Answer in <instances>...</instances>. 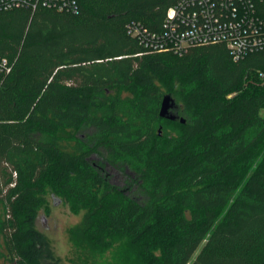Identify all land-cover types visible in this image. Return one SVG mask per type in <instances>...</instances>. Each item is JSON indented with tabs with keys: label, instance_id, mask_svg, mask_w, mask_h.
<instances>
[{
	"label": "trees",
	"instance_id": "trees-1",
	"mask_svg": "<svg viewBox=\"0 0 264 264\" xmlns=\"http://www.w3.org/2000/svg\"><path fill=\"white\" fill-rule=\"evenodd\" d=\"M78 1L0 14V260L60 264L36 224L52 194L85 211L86 262L264 264V51L149 52L127 24L158 32L178 0Z\"/></svg>",
	"mask_w": 264,
	"mask_h": 264
},
{
	"label": "built area",
	"instance_id": "built-area-1",
	"mask_svg": "<svg viewBox=\"0 0 264 264\" xmlns=\"http://www.w3.org/2000/svg\"><path fill=\"white\" fill-rule=\"evenodd\" d=\"M20 8L80 12L78 0H0V14ZM127 29L149 52L181 55L191 46L224 43L238 61L264 51V0H178L168 8L160 31L135 20ZM11 69L12 63L0 56V72ZM258 72L264 79V67Z\"/></svg>",
	"mask_w": 264,
	"mask_h": 264
},
{
	"label": "rangeland",
	"instance_id": "rangeland-1",
	"mask_svg": "<svg viewBox=\"0 0 264 264\" xmlns=\"http://www.w3.org/2000/svg\"><path fill=\"white\" fill-rule=\"evenodd\" d=\"M110 178L115 184H124V178L116 168L107 166ZM47 205L43 207L37 218V228L42 231L49 239L56 257L60 264H107L109 254L105 257H94L87 253V262L85 254L77 252L71 239L70 231L72 228L81 226L86 221L85 211L73 212L69 204L58 196L49 194ZM204 247L202 243L194 253L190 263L196 259ZM263 253V250H253L252 253ZM0 264H11L1 259Z\"/></svg>",
	"mask_w": 264,
	"mask_h": 264
},
{
	"label": "water",
	"instance_id": "water-1",
	"mask_svg": "<svg viewBox=\"0 0 264 264\" xmlns=\"http://www.w3.org/2000/svg\"><path fill=\"white\" fill-rule=\"evenodd\" d=\"M174 105V99L171 95L167 94L163 98L160 115L165 118L174 119L175 115L171 112V108Z\"/></svg>",
	"mask_w": 264,
	"mask_h": 264
}]
</instances>
